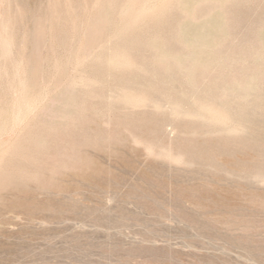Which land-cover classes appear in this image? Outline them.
<instances>
[{
    "label": "rangeland",
    "instance_id": "1",
    "mask_svg": "<svg viewBox=\"0 0 264 264\" xmlns=\"http://www.w3.org/2000/svg\"><path fill=\"white\" fill-rule=\"evenodd\" d=\"M0 264H264V0H0Z\"/></svg>",
    "mask_w": 264,
    "mask_h": 264
},
{
    "label": "bare ground",
    "instance_id": "2",
    "mask_svg": "<svg viewBox=\"0 0 264 264\" xmlns=\"http://www.w3.org/2000/svg\"><path fill=\"white\" fill-rule=\"evenodd\" d=\"M36 76V75H35ZM232 89V88H231ZM72 103V102H71Z\"/></svg>",
    "mask_w": 264,
    "mask_h": 264
}]
</instances>
